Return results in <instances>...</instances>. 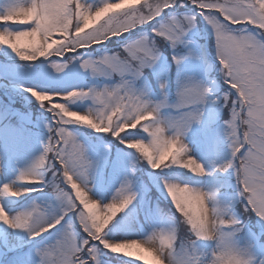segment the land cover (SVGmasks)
Segmentation results:
<instances>
[{
	"label": "snow or ice",
	"instance_id": "1",
	"mask_svg": "<svg viewBox=\"0 0 264 264\" xmlns=\"http://www.w3.org/2000/svg\"><path fill=\"white\" fill-rule=\"evenodd\" d=\"M0 50L47 114L20 167L39 133L0 103L3 264H264V0H0Z\"/></svg>",
	"mask_w": 264,
	"mask_h": 264
},
{
	"label": "rangeland",
	"instance_id": "2",
	"mask_svg": "<svg viewBox=\"0 0 264 264\" xmlns=\"http://www.w3.org/2000/svg\"><path fill=\"white\" fill-rule=\"evenodd\" d=\"M114 2H115V0H114ZM13 27H15V26H13ZM204 27L205 26L203 24H197L193 30H191L188 34H186L185 39L188 41V43L186 45H181V49L183 51L191 50L193 53L196 54V56L200 55L201 52L203 53L204 56H207L209 61L211 60V62H208V60L206 59V61H207L206 64L203 60H197L195 58V56L189 57L184 63H185V66H187L191 69V71H189V74L193 75L196 79L213 80L218 75V73H217L218 65L216 64V61H215L214 48L212 47V44H211V38L205 35V33L203 31ZM237 27H239V26H237ZM191 34H193L194 36L197 37V39L199 40L198 43H194V41L192 40L193 36ZM162 51H163L164 57L167 59H170L171 50L165 48ZM5 52H7V50H0V58H3ZM8 55L12 56V58L15 59L13 54H11L10 52H8ZM145 75L148 79L149 84H155L156 77L153 74L151 69H146ZM207 75H208V77H207ZM21 83L28 84L29 81H21ZM0 91H1L0 95H6L5 92H2V91H4V88H0ZM155 91L158 93L159 89L156 88ZM8 92L10 93L12 98L15 97V99L10 100L9 102H5V100L2 99L3 97L0 96V103H2V100H3V104L9 105L16 112L22 113L24 116L28 117L29 120L31 121V128L32 129L37 128L38 132L39 131L41 132V133H39V135H34L32 137L30 146L27 149L21 150L20 153L18 154L17 163L20 167H22L25 163L26 157L30 156L31 154H34L35 151L38 150L40 136L45 134L44 129H43V125H44V123H46L47 114L43 113V111L36 105V103L33 100H31L30 98H28L26 94L19 92L18 88L14 89L12 91H8ZM174 96H175V66H173L172 71L170 73L169 99L174 100ZM16 100L18 103H15ZM21 103H22V108L20 106V109H19L16 105L19 106V105H21ZM23 110H25V111H23ZM34 130L35 129H33L32 131L34 132ZM38 132H36V133H38ZM117 147H121V146H117ZM67 190L71 191L70 187H68ZM162 206L163 205H161V207ZM235 211H236V214H238V215L242 211L239 208V205H236ZM241 219L244 220V222L246 224L253 227L254 231H257V232L259 231L258 227H255L256 220H257V218L255 216L241 217ZM3 231H4V226L0 225V233H3ZM8 231L11 232L10 229ZM181 235H183V232H181ZM24 239H25V241L27 240L26 235L24 236ZM26 244L28 247H31L28 243H24L23 247H25ZM8 255H6V257H7V259H10L12 253L10 256H8ZM3 257H4V255L0 256V263L3 259ZM137 264H143V262H137Z\"/></svg>",
	"mask_w": 264,
	"mask_h": 264
},
{
	"label": "trees",
	"instance_id": "3",
	"mask_svg": "<svg viewBox=\"0 0 264 264\" xmlns=\"http://www.w3.org/2000/svg\"><path fill=\"white\" fill-rule=\"evenodd\" d=\"M2 92H5V93H6V95H1V96L3 97V99L5 100V102H9L10 100L15 99V97L12 98V96L10 95V93H9L8 91H6L5 89H4V91H2ZM15 103H18L17 100L15 101ZM6 105H7V104H6ZM16 106H18V105H16ZM20 106H21V108H22V103H21V105H19V108H20ZM23 106H24V105H23ZM23 111H25V110H23ZM106 142H107V141H106ZM117 146H119V145H117ZM109 147H110V146H109ZM162 207H163V206H162ZM177 215H179V214L177 213ZM29 248H30V247H28L27 244L25 245V247H23V249H24L25 251H28Z\"/></svg>",
	"mask_w": 264,
	"mask_h": 264
}]
</instances>
